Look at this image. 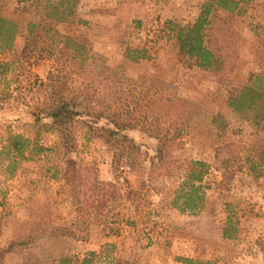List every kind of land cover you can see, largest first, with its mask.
Masks as SVG:
<instances>
[{
	"label": "rangeland",
	"instance_id": "1",
	"mask_svg": "<svg viewBox=\"0 0 264 264\" xmlns=\"http://www.w3.org/2000/svg\"><path fill=\"white\" fill-rule=\"evenodd\" d=\"M234 1L238 12L214 14L218 51L230 54L216 74L182 62L163 32L168 21L193 23L203 0H0V15L23 29L13 52H0V64H11L0 75V264H264V123L227 106L232 90L264 69V0ZM28 23L80 38L81 68L70 46L47 40L39 56L22 57ZM126 48H144L147 58L131 62ZM62 84L70 95L96 92L95 106L135 125L120 135L138 151L91 131L83 116L65 153L50 120L32 115ZM93 126L112 128L104 119ZM15 136L27 141L20 155L8 150ZM158 137L173 139L165 165ZM226 159L224 178L215 165ZM67 160L81 169L77 188L66 181ZM193 161L209 167L204 201L182 213L172 201Z\"/></svg>",
	"mask_w": 264,
	"mask_h": 264
},
{
	"label": "trees",
	"instance_id": "2",
	"mask_svg": "<svg viewBox=\"0 0 264 264\" xmlns=\"http://www.w3.org/2000/svg\"><path fill=\"white\" fill-rule=\"evenodd\" d=\"M16 1L20 2L23 0ZM63 4V2H60L59 5H55V8L62 7ZM70 10V6L67 5L62 15H69ZM217 11H226L230 13L238 12V2L234 0H203L199 16L193 23L179 25L172 21H168L163 25V32H166L167 37L175 41L178 48V56L182 62L190 67L195 66L199 69L211 71L216 74L225 72V66L229 62L228 58L230 57L229 53H220L218 51L219 46L214 39L216 29L212 23L216 17L214 14ZM63 20L64 19L61 18L59 22ZM220 28L224 30L225 33L231 34L230 26L220 25ZM25 30L26 36L24 39L26 41V46L21 52V55H23L22 57L32 55L39 56L42 52L41 44L43 41L47 40L49 41L50 48H53L55 44L70 46V50H72L74 54L72 59H77L81 68L83 47L80 43V38L61 36L50 25L42 26L40 24L28 23ZM22 31L23 29L20 27L19 23L0 15V52H13V44L16 39L21 36ZM231 44L232 43H230V45ZM125 54L126 58L131 62H137L147 58L144 48H126ZM8 65L11 64H0V75L6 71L5 69ZM61 86L62 87H60V85L57 87L52 86L50 96L48 97V103L42 108L35 109L32 115L36 121H40V118L50 120L49 128H53L60 135L65 153H69L76 146L71 128L74 121L83 116L92 120V122H90L91 125H88V127L91 131L99 132L104 135H99L100 137L103 136L104 139H113L116 143L124 147L123 150L130 151V153H136L138 151V147L134 142L126 136L120 135L123 131L134 128L135 125L123 121L119 112L114 113L109 108L95 106V103H98V98H96L98 94L96 92L83 90L70 95L63 92L64 85L62 84ZM227 106L236 113H242L246 110L253 112L252 116L254 121L256 123H264V69L258 73L251 74L245 85L232 90L227 99ZM102 119L106 120L108 124H111L112 128H98L93 126ZM157 139V159L160 165H165L169 158L167 151L169 147H171L173 139H166L164 137H158ZM11 142L8 150L14 154L20 155L22 149H24V143L27 141L21 137L15 136L12 137ZM35 146L39 151L48 150L38 145ZM225 148H230V144L218 147L217 152L219 153ZM117 157L118 163H116V166L119 167L123 156L118 154ZM218 160L219 157H217L216 161ZM258 161V166L264 168V147L258 154ZM228 165L227 159L218 162V165L216 162L215 165L217 170L222 171L224 178H226L225 172ZM208 168V165L201 161H193L190 163L184 181L180 183L175 191L172 201L174 208L184 213L195 212L201 207L204 201V193L199 184H201L203 177L207 174ZM64 174L66 181L77 188V181L80 180L81 169L76 165L75 161H66V170ZM115 192L116 191H111L109 194L115 195ZM93 202L94 201L88 198L84 204H86V206L88 205V208H95ZM98 202H101L100 204L103 206L105 199L101 198ZM78 210L79 212L81 211L80 208ZM89 262V258L84 259L82 264H88ZM180 262L182 264H211L207 261L193 259H181ZM69 263L70 260L66 258L59 262V264Z\"/></svg>",
	"mask_w": 264,
	"mask_h": 264
}]
</instances>
